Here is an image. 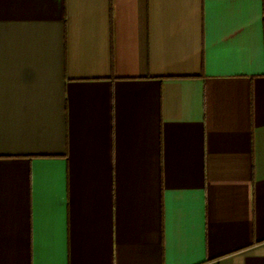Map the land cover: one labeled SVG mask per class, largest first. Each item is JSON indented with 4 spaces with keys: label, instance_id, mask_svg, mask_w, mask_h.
<instances>
[{
    "label": "crops",
    "instance_id": "obj_1",
    "mask_svg": "<svg viewBox=\"0 0 264 264\" xmlns=\"http://www.w3.org/2000/svg\"><path fill=\"white\" fill-rule=\"evenodd\" d=\"M0 264H264V0H0Z\"/></svg>",
    "mask_w": 264,
    "mask_h": 264
}]
</instances>
